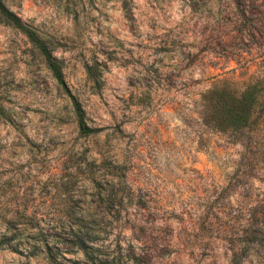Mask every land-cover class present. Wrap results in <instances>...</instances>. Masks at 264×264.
<instances>
[{
  "label": "rangeland",
  "instance_id": "1",
  "mask_svg": "<svg viewBox=\"0 0 264 264\" xmlns=\"http://www.w3.org/2000/svg\"><path fill=\"white\" fill-rule=\"evenodd\" d=\"M2 1L94 131L0 22V264H85L79 222L93 264H264V122L203 114L250 82L264 100V0Z\"/></svg>",
  "mask_w": 264,
  "mask_h": 264
},
{
  "label": "trees",
  "instance_id": "2",
  "mask_svg": "<svg viewBox=\"0 0 264 264\" xmlns=\"http://www.w3.org/2000/svg\"><path fill=\"white\" fill-rule=\"evenodd\" d=\"M0 22L21 32L37 50L56 83L64 89L69 97L79 132L84 134L93 132L94 129L86 125L81 109L65 87L60 63L51 55L45 41L34 29L23 23L19 16L7 8L2 0H0ZM256 85L257 82H250L241 90H236V92L225 88L211 93L203 112L204 116L208 117L207 121L211 127L222 132H239L258 119L264 122V100L256 95ZM86 227L83 222L76 224L75 229L70 231L71 237L65 238V242L70 243L74 250L81 253L85 264H93L97 260L96 253L98 250L92 245L95 238L90 233L82 231ZM43 248L48 250L46 242L42 244ZM46 254L49 258L48 263L53 264L50 252L48 251ZM238 263V257L236 256V264Z\"/></svg>",
  "mask_w": 264,
  "mask_h": 264
}]
</instances>
